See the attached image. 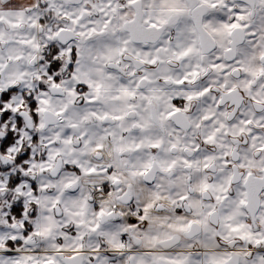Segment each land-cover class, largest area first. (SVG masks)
Masks as SVG:
<instances>
[{
  "label": "snow or ice",
  "instance_id": "snow-or-ice-1",
  "mask_svg": "<svg viewBox=\"0 0 264 264\" xmlns=\"http://www.w3.org/2000/svg\"><path fill=\"white\" fill-rule=\"evenodd\" d=\"M0 264H264V0H0Z\"/></svg>",
  "mask_w": 264,
  "mask_h": 264
}]
</instances>
